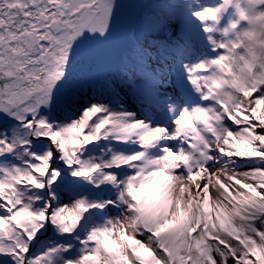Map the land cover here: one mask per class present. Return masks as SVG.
Segmentation results:
<instances>
[{"label": "snow or ice", "instance_id": "obj_1", "mask_svg": "<svg viewBox=\"0 0 264 264\" xmlns=\"http://www.w3.org/2000/svg\"><path fill=\"white\" fill-rule=\"evenodd\" d=\"M0 264H264V0H0Z\"/></svg>", "mask_w": 264, "mask_h": 264}]
</instances>
